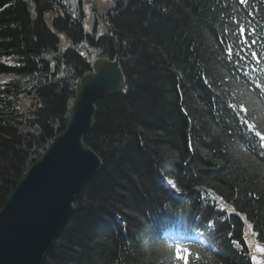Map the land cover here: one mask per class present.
<instances>
[{"label":"trees","instance_id":"16d2710c","mask_svg":"<svg viewBox=\"0 0 264 264\" xmlns=\"http://www.w3.org/2000/svg\"><path fill=\"white\" fill-rule=\"evenodd\" d=\"M68 9L63 0H0V208L64 129L74 88L91 72L89 49L78 50L94 44ZM107 11L110 33L95 45L100 56L117 53L125 88L97 102L84 143L103 165L43 264H176L142 249L174 224L177 237H193L178 231L180 220L200 233L202 259L189 249L192 264H254L252 255L264 256L255 251L264 246V149L227 103L243 104L264 133V93L249 79L264 85V75L250 59L239 69L229 62L220 33L243 23L247 37L255 26L249 43L264 69V0H112Z\"/></svg>","mask_w":264,"mask_h":264},{"label":"water","instance_id":"95a60500","mask_svg":"<svg viewBox=\"0 0 264 264\" xmlns=\"http://www.w3.org/2000/svg\"><path fill=\"white\" fill-rule=\"evenodd\" d=\"M80 79L65 130L32 164L0 209V264H43L73 214L75 195L102 167L84 143L98 101L124 88L118 61L99 60Z\"/></svg>","mask_w":264,"mask_h":264},{"label":"snow or ice","instance_id":"6c2138e0","mask_svg":"<svg viewBox=\"0 0 264 264\" xmlns=\"http://www.w3.org/2000/svg\"><path fill=\"white\" fill-rule=\"evenodd\" d=\"M240 4H245L247 0H239ZM7 6V5H6ZM248 27L247 25L241 23L239 25V31L235 32L229 29L227 26L223 28V31L220 33L222 39L220 40V44L224 45L225 43L227 44V47L225 49L227 60L229 62L233 61V58H235V65L238 69L242 67L244 64H247L249 62V59L255 60L257 64L260 63V58L257 56V53L255 51H252V45L256 44L257 41L255 39H251V43H249L250 37L255 33V26H251L249 28V35L246 37L245 36V29ZM220 59H224V56H221ZM253 71H256L255 68L252 69ZM244 73L247 76L248 72L247 69H244ZM63 75V73H61ZM249 79H252L253 82H255V86L261 90L262 93H264V85H262L261 82L255 81L254 78L249 77ZM205 84H209V80L207 78L204 79ZM227 107L232 110V112L235 114L237 118H239L240 123L243 125L247 126V132L248 134L254 133L255 137L259 138L258 141V147L259 149H264V133L262 131L257 130V126L255 123H250L249 119L247 118L248 116V110L244 107L243 104H240L239 107L237 108L236 104H233L231 102L227 103ZM183 111V109H182ZM241 113H244L245 115H241ZM251 142V141H249ZM191 147V145H189ZM255 148V145H254ZM261 156H264V152L260 153ZM167 184L171 186V188L176 189V191H180V189L177 187V184L173 182L172 179L167 180ZM211 194V193H210ZM217 201H221L220 197H215ZM219 207L221 210L224 208H227L229 212H236V209L224 204L223 202L219 203ZM236 215H240L239 212H236ZM243 219V217H241ZM209 228L213 227V225L209 224ZM248 228L249 230H252L253 225L251 223H248ZM253 236L257 235V232L253 231L252 232ZM260 236L262 239H264V231L260 232ZM233 245H236L239 247L238 243L236 240L232 241ZM142 251L149 257H151L153 254L156 253L157 250H155L152 245L145 244L144 248ZM183 251L185 255L181 256L180 253ZM256 252L259 253H264V246H261L260 244L256 245ZM166 259L172 260L174 259L176 261V264H179L180 260H183V264H192V253L189 251V249H184L177 247L175 251L169 255V256H164ZM195 260L201 261L202 256L199 252L195 253ZM212 257L209 256L208 260H211ZM252 261L254 264H261V261L257 259L256 255L251 256ZM205 264H207V261H205Z\"/></svg>","mask_w":264,"mask_h":264},{"label":"clouds","instance_id":"9594fccd","mask_svg":"<svg viewBox=\"0 0 264 264\" xmlns=\"http://www.w3.org/2000/svg\"><path fill=\"white\" fill-rule=\"evenodd\" d=\"M179 224L178 231L183 233L185 236L188 235H199V230L188 224L186 221L180 220L177 222ZM176 225H171L168 228L162 230L161 237L153 242L152 247L157 250L156 256H169L171 255L177 247L184 249H192L193 253L200 251L199 245L196 241L189 239H177V240H167L163 238V231H168L174 228Z\"/></svg>","mask_w":264,"mask_h":264},{"label":"rangeland","instance_id":"374dc122","mask_svg":"<svg viewBox=\"0 0 264 264\" xmlns=\"http://www.w3.org/2000/svg\"><path fill=\"white\" fill-rule=\"evenodd\" d=\"M91 3H95V1L94 0H89ZM63 2L64 3H67V4H69V5H71V6H74L75 4H76V2H77V0H63ZM102 3L101 4H104V0H102L101 1ZM96 4H98L99 5V3H96ZM88 9V8H87ZM89 10V9H88ZM85 15H86V17H85V23H84V29H85V32H87L88 31V28H89V23L91 24L92 23V21L90 20V16H89V14H88V12L86 11L85 12ZM93 26V25H92ZM61 47H65V43L64 42H62L61 43ZM259 261H261V264H264V258H262V257H260V258H257Z\"/></svg>","mask_w":264,"mask_h":264},{"label":"bare ground","instance_id":"6f19581e","mask_svg":"<svg viewBox=\"0 0 264 264\" xmlns=\"http://www.w3.org/2000/svg\"><path fill=\"white\" fill-rule=\"evenodd\" d=\"M93 129H94V128H93ZM89 132H90V131H89ZM89 132H87L86 134H88ZM79 192H80V191H79ZM79 192H78V193H79ZM78 193H77V194H78ZM77 194H76V195H77Z\"/></svg>","mask_w":264,"mask_h":264}]
</instances>
